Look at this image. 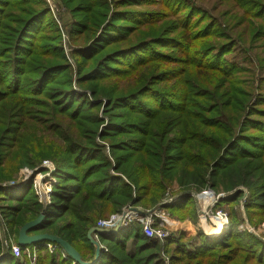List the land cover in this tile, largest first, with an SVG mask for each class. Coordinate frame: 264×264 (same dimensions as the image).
I'll return each instance as SVG.
<instances>
[{
    "label": "trees",
    "instance_id": "1",
    "mask_svg": "<svg viewBox=\"0 0 264 264\" xmlns=\"http://www.w3.org/2000/svg\"><path fill=\"white\" fill-rule=\"evenodd\" d=\"M13 1H15L13 4H18L17 0ZM94 2L97 5L108 6V0H94ZM129 2L138 3L134 0ZM248 4L245 3L242 7L244 13L251 17ZM121 7L124 6L119 5V8ZM18 9L20 12L28 11V9ZM168 9L172 13L178 9L179 12L182 10L179 6L171 4ZM120 11L123 13L122 10ZM194 12L182 16V22L179 24L182 29L175 40L177 44L168 46L182 54L181 59H184L183 63L187 65V68L179 74V77L188 79V92H185L182 102L174 100L175 93L167 94L153 90L154 84L136 88L138 90L130 88L128 93L116 94L114 97L109 94L117 93L118 87L99 95L95 88L79 86L80 90H90L89 95L80 92L82 97L80 101L90 97L86 106L99 107L98 105L102 103L99 99L104 97L107 99L104 102L105 115H110L113 111L118 114L119 111H125L121 118L124 124L117 126L111 123L108 127H117L113 130H108L107 127L101 135L107 134L110 138L119 136L129 138L122 142H113L110 146V156L107 158L102 156L98 159L101 151L104 153L106 151L104 146H96L93 138L90 146H81L80 143L69 144L67 153L61 161H58L56 158H51L52 154L48 152L42 153L40 160L31 159L30 157H34L33 151H24L18 146L21 145L19 135L22 136V140L23 137L26 139L28 134L30 137L35 134L32 128L36 123L32 117L31 107L35 108L36 115L39 113L37 107H42L43 103L37 97L43 95L46 98L54 94L48 90L53 81V78H49V74L54 72L52 66L41 69L42 66L37 65L36 68L41 69L37 73L39 79L32 83L28 80L34 78L27 80L21 79L20 76L27 74L34 77L36 74L33 65L38 61L36 59L27 61L35 53L30 52L31 45L27 44H30V38L33 36L30 30L38 26L40 23L38 17L41 15H36L38 12L35 10H30L25 19L19 20L17 16L8 15L9 12L0 11V67H6L5 72L9 73L0 80V149L6 142H10L9 147L12 151L15 149L8 157L0 150V168L7 162V158L17 160V171L18 167L22 166L32 169L44 160L60 164L56 172L59 185H55L52 191V198L56 203L53 212H49L37 198H33L31 202L26 198V195L32 192L30 189L32 178L21 187V190L15 192L10 190L7 194L1 191L0 195L5 193L4 197L15 202L0 208V214L14 232L13 235L16 233L14 230L16 226L22 228L27 222L37 219L46 209L45 220L29 230L28 234L50 233L59 236L79 252L84 262H92L95 258L96 246L88 240L87 234L91 228L96 227L99 218L108 213H116L128 204L154 206L161 201V193H164L174 182L180 183L189 192L194 191L201 195L203 193L205 196L221 192L230 193L231 195L220 199L218 204L226 201L231 205H235L237 199L244 196L241 188L244 186L249 193L246 204L248 213L260 220V216L264 215V108H256V106H264V96L258 94L255 102L251 104L250 94L242 86L245 84L250 87V83L238 76L245 69L239 68L236 64L219 62V58H213L216 55L215 50L223 53L227 51L226 45L220 42V38L224 36L227 40L230 39L219 30L217 24L218 28L215 29L213 26L212 28L196 26L193 22ZM132 15L134 14L125 13L122 17L128 19ZM98 16L101 14L99 13ZM247 16H242L243 23L249 22ZM6 20L17 26L13 28L11 24H6ZM94 23L99 25L97 21ZM141 23L146 29L141 41L143 43L120 50L110 46L109 52L99 60V63L102 65L109 59H119V57L129 59L128 53L140 45L164 44L163 41L167 39L165 37L168 34H164L161 28L159 30L156 24L158 22L153 17L138 22ZM110 25L114 24L109 23L107 27ZM88 27L94 28L92 24ZM86 29L90 31L89 28ZM107 29L109 28H105ZM9 34L12 42L7 40L10 38ZM121 38L122 35L111 36L106 43L116 45L125 41ZM147 38L152 42H147ZM98 45V48H95L96 53L105 47L104 44ZM154 51L159 52L152 48V51L148 50L146 53L153 55ZM91 52H87L89 54L86 55L92 56ZM145 57L138 54L131 57L130 59L136 61L129 67L127 74L131 75L129 72H134L139 67L146 68L149 61H168L165 57L159 59L156 56L140 60ZM37 59L41 60V58ZM107 75L109 74L102 72L96 78L106 80L110 78ZM23 85L33 88L23 89ZM74 88L75 86L69 84L68 88H60L55 93H59L58 97L73 102L72 95L79 93ZM145 93H150V97L147 102H141L142 100L139 99L143 98L142 95ZM60 98L54 101L57 102ZM64 110L66 109L63 108ZM128 115L131 116L128 118ZM76 116L77 114H74V117ZM80 116L88 122L87 125L82 123V136L89 134L90 139L96 134V127L102 124L103 120L97 115L85 116L81 113ZM138 117H141L140 120H137ZM237 129L238 133H236ZM249 129L259 134L248 136L244 132ZM69 136L66 132V142L71 138H68ZM46 140L48 141V138ZM236 149H239L238 152H235ZM99 165H101L100 169ZM65 166L76 169L86 168V170L84 174L76 175L66 171L63 168ZM101 170L106 171L104 175ZM97 173H102V177L92 179ZM5 178L10 180L11 176L5 175L3 179ZM206 187L209 192L205 190ZM153 189H156V192ZM155 193L160 195L156 196ZM207 199L204 198V204L208 202ZM194 202L195 200L186 194L166 209L185 212L190 204L196 209ZM89 206L92 207L90 210H88ZM64 219L62 225L56 228L58 222ZM229 222L231 227L212 240L207 239L202 233L199 239L185 242L182 233L174 232L161 245L158 240L147 238L141 227L134 224L129 226L124 234H117L104 242L108 252L100 253L96 264H165L160 252L162 248L164 254H169L171 264H190L188 263L190 260H197V264H232L237 259L240 244L252 253L249 263L264 264V242L253 234L237 232L233 218ZM77 241L81 244L77 245ZM43 243L28 247L47 249ZM172 245H175V248L171 253ZM127 246L131 250L127 251L126 257L117 256L119 253H124ZM147 252L149 253L145 254ZM50 261L51 264H57L54 256H50ZM0 264H18L17 257L14 256L13 251L3 250L0 254ZM59 264H73V260L61 259Z\"/></svg>",
    "mask_w": 264,
    "mask_h": 264
},
{
    "label": "rangeland",
    "instance_id": "2",
    "mask_svg": "<svg viewBox=\"0 0 264 264\" xmlns=\"http://www.w3.org/2000/svg\"><path fill=\"white\" fill-rule=\"evenodd\" d=\"M129 1L130 0H108V6L104 7L103 5H97L94 0H17L16 2H18V4H13L15 2L13 0H0V11L2 13L9 12L8 15L14 17L17 16L16 18L19 20L25 19L30 10L37 11L38 13L36 15H41L38 17V20H40L38 26H34V29L30 30V33L32 32L33 36L30 38V44L27 45H31L30 52L35 53L33 57L28 58L27 61L36 59L38 62L33 65L34 68H36L37 65H41V69L47 66H52L54 68V72L49 74V78H53V81L48 88V90H51L54 94L51 97L46 98L43 95L37 97L38 100L43 103L41 105L42 107H37L39 113L36 115L34 111L35 108L31 107L33 109L32 117L35 119L34 122L36 123L32 128V130H35V134L32 137L28 134L26 139L23 137L22 140V136L19 135V143H21V145L19 144L18 146H21L24 151H33L34 157L28 155L31 159L35 158L40 160V155L48 152L52 154L51 158H56L58 161H61L67 153L69 144L80 143L81 146H90L92 144V138L94 139L96 146H104L106 151V153L101 151L97 159L102 158V156L107 158V156H110V146L113 142H122L129 138L128 136L110 138L107 134L104 136L101 135L103 133L102 131L111 123L117 126L124 124L121 118L123 114H125V111H119V114L116 111H113L112 114L105 115L104 102L107 99L104 97L99 99L102 100V103L98 105L99 107L93 108L92 106H86L90 101V97L88 96L80 101L82 99L80 96L81 93H88L87 95H89L90 90H80L78 89L79 86L82 88H95V90L99 92V95L108 93L111 89L118 87L117 89L119 91H117V93L109 94L114 97L116 94L122 95L121 93H128L130 88L135 90L136 88L139 89L147 84H154V87L152 88L153 90L162 91L167 94L175 93L176 98L174 100L176 102H182L184 94H186L185 92H188V79L179 77V74L187 68V65L183 63L184 59H181L183 55L177 53L175 48L168 46L177 44L175 40H177L176 38L179 36L182 29V27L179 26L182 22L181 18L191 11H195V19L193 22H195L196 26L199 28L205 26L212 28L213 26V29H215L218 28V25L219 30L224 32L225 36L230 39L227 40L224 36L220 38V42L226 45L227 51L226 53H223V51L215 50L216 55L213 58H219V62L224 61L228 64H236L239 68L245 69V71H241L238 76L250 83V87L245 84L242 86L247 90V93L250 94L249 99L251 100V104L255 102L258 94H263L264 96V0H134V2L138 3L133 4ZM188 1H191V3H188ZM245 3H251L248 4L251 17H248L243 11L244 9L242 5ZM170 4L173 6H179L180 10L182 9L181 12H179L178 9L172 13L168 9ZM119 5L124 7L119 8ZM17 7L21 8V10L28 9V11L27 13L23 11L20 12ZM120 10H122L123 13ZM124 12L134 15L125 19V17H122V15H125ZM255 12H257L258 15ZM99 13L101 16H98ZM243 15L249 18L251 24H249V22H247L248 24L243 23L241 19ZM149 17H153L158 22L156 24L158 25L159 30L161 28L164 34H168L167 37H165L167 39L163 41L164 44L152 43L154 44L152 45L151 43H148L147 45H140L136 47L134 51L128 53L129 59H122L121 57H119V59H109V61L102 63V67L99 60L109 52L108 47L114 46L116 50H120L143 43L141 41L144 38L146 29H144L142 23L138 24V22L140 20L142 22ZM95 21L99 22V25H96L94 23ZM109 23L114 25L107 27ZM6 24H11L13 28L14 26H17L8 20H6ZM90 24H92L94 28L88 27ZM86 28H89L90 31ZM105 28L109 29L105 30ZM150 28L152 29V27ZM118 35H122V38H124L125 41L116 45H108V43H106V40L110 39L111 36L116 37ZM8 36L10 38L7 40L12 42L11 34ZM146 41L152 42L149 38H147ZM99 43L104 44L105 47L103 50L96 53L95 48H98ZM152 48H155L159 52L154 51L153 55H148L146 52L148 50L152 51ZM90 51H92L91 53H93V55H86L89 54L87 52ZM80 52L85 54L82 55ZM53 53H56L59 56H54ZM137 54L138 56H146L145 58H140V60H144L150 56H156L159 59L160 57H165L168 61H149L146 68L139 67L134 72L132 71L133 73L129 72L131 75H128L127 72L130 69L129 67L136 61L130 58ZM37 58H41V60ZM27 68H29V64H27ZM41 69L36 68V74L34 77L27 74L23 76V74H21V79L26 78L28 80L29 78H34L28 80L32 83L39 79L37 73ZM5 71H7L6 67H0V80L1 78L3 79V76L9 74ZM102 72L109 74L107 76H110V78L108 77L106 80L96 78L99 77ZM69 84L75 86V91L79 92L72 95L73 102H70L67 98H60L58 97L59 93H55L60 88H68ZM22 88L30 89L33 87H24L23 85ZM142 97L143 98L139 100H142L141 102H147L150 93H145ZM57 98L60 99L55 102L54 100H57ZM66 102L68 103L66 104ZM63 108L66 110L63 111ZM256 108H264V106L259 105L256 106ZM81 113L85 116L97 115L103 120V123H100V125L96 127V134L90 139L89 134L84 135V137L82 136V123L87 125L88 122L81 118ZM74 114H77V116L74 117ZM130 116L131 115H128V118ZM140 118L141 117H138L137 120H140ZM117 126H110L108 127V130H113ZM66 132L70 135L68 138L71 137L70 139H67V142L65 141ZM236 133H238V129L236 130ZM244 133L248 136L259 134L253 129H249ZM46 138H48V141ZM9 146L10 142H6L2 149H0L2 154L5 152L6 157L15 151V149L12 151ZM9 149L11 151H9ZM238 150L239 149H236L235 152H238ZM111 158L113 159V156ZM17 166L16 159L10 160L7 158V162H5L3 167L0 168V194L1 191L7 194L10 190H14V192L21 190V188H17L18 185L24 181L25 177H29L30 179L32 178V187L30 188L32 192L29 193V195H26V198H28L30 202L33 198H37L39 202L44 204L49 212L55 211L56 203L52 198V191L55 185H59L56 172L60 164H54L51 160H44L41 164L32 169L24 166L18 167V171L16 170ZM100 166L101 165H99L98 168ZM63 168L76 175L84 174L86 170V168L76 169L71 166H65ZM105 172L106 171H102L103 175ZM102 173L95 174L92 179L101 178ZM5 175L11 176L10 180L7 178L3 179ZM29 178L28 181L30 180ZM11 182L13 187L6 186ZM241 188L242 191H244L245 196V191L247 192V190L244 186H241ZM205 190H208L209 192L207 187ZM153 191L156 192V189H153ZM46 192L48 193L46 194ZM5 193L3 194L4 196H6ZM189 193L197 195L196 199L193 198L195 200L194 204L196 209L190 204L185 212L178 209L174 211L165 210L169 215L166 218L169 220V226L174 229L176 234L182 233L185 242L199 239L200 234L202 233L207 236V239L212 240L210 238L217 236L214 234L221 227V221L223 218H227L228 221L233 218L236 222V231L239 233L247 232L244 230V227L249 225L251 228L258 231V236L252 234L264 242V215L260 216L261 221L259 218L250 216L246 208L248 199H244V196L237 199L238 201L235 205H231L226 201L218 204V201L213 208H210L208 205L216 199L218 195L223 194L224 196H229L231 194L221 192L216 195L210 194L205 196L203 193L201 195L194 191L189 192L183 187V185L174 182L167 187L164 193H161V201L156 205H131L137 209L146 211L159 207L161 203L170 198ZM247 194V196H249V193ZM3 195H0V208L6 207L8 204H15V202L7 199ZM158 195L160 194H156V196ZM204 198H208L206 204H204ZM90 208L92 207L89 206L88 210H90ZM123 208H121V210ZM46 209H44L45 215L43 220H45L47 215ZM49 209L53 210L50 211ZM195 210H197L196 213H194ZM205 213L209 214L207 219H203ZM112 214L108 213L103 215L102 218L97 220L96 226H99V223L102 220L107 219ZM62 221L64 222L65 219L59 221L56 228L62 225ZM230 227L229 223V228ZM20 229V227L16 226L14 228L16 233L13 235L12 233L14 232L0 214V254L1 251L7 249L13 251L14 256L17 257L18 264H51L50 256H54V258L57 259V264L60 263L61 259H64V254L67 253L61 246L59 249H53V252L50 251L48 247L47 249H44L43 247H39L43 249H33L28 246H20L18 244V234ZM126 229L127 228L119 231L117 234H124L127 231ZM117 234H114L113 236H116ZM113 236H102L101 240L103 245L106 246L104 242ZM159 243L160 245L162 244L161 241H159ZM76 244L79 245L81 243L80 241H77ZM16 246H19L20 248L22 247L19 252L14 250V247ZM238 246H240V248H238L239 252L237 254V259L232 264H255L254 262L249 263V260L252 257L251 251L249 252V250L241 244ZM174 248L175 245H172L171 253ZM162 249L160 251L162 260L165 264H171L169 254H164ZM130 250L131 248L127 246L125 252L119 253L117 256L125 258L127 251L129 252ZM100 253H102V251H100ZM148 253L149 252L145 254ZM140 256L142 255H139V257ZM68 258H70L69 255ZM189 262L190 264H197V260H190L188 263Z\"/></svg>",
    "mask_w": 264,
    "mask_h": 264
},
{
    "label": "built area",
    "instance_id": "3",
    "mask_svg": "<svg viewBox=\"0 0 264 264\" xmlns=\"http://www.w3.org/2000/svg\"><path fill=\"white\" fill-rule=\"evenodd\" d=\"M28 178L29 177H25L24 181L22 182L23 185L18 186L17 188H21L23 187L27 182H28ZM30 179V178H29ZM12 184V182L10 183ZM13 187V186H11ZM48 192H46L47 194ZM248 192L245 191V196L244 199H246L248 196L247 194ZM190 197L196 199L197 195L189 193L187 194ZM182 196V195H181ZM181 196H176L175 198H170L166 201H164L163 203H161L159 205V207H155L146 211H142L140 209L135 208L134 206H132L131 204L125 206L121 211L110 215L107 219L102 220L99 223V226H96L98 228L101 229H106V230H113L115 228H117L118 226V232L128 228L131 225L137 224L141 227L142 232L144 233V235L149 238V239H156L158 241L164 242L165 240H167L168 238H170L173 234H174V229H172L169 225V220H167L166 218L169 216L167 214V212L165 210L167 206H170L172 204H174L177 199H179ZM224 196L223 194H220L217 196L216 199H214L209 205L208 207L213 208L220 199H223ZM209 208V209H210ZM210 213V210H209ZM209 216V214H204L203 219H207V217ZM229 221L227 218H223L221 221V227L219 228V230L214 234L217 236H221L222 234H224L228 228H229ZM167 225V226H166ZM173 226V225H171ZM244 230H246L249 233H253L255 235L258 236V231L251 228L249 225L244 227ZM114 234H101L99 232L93 233L92 234V239L98 243L99 249L102 252H107L108 249L106 248V246L103 245V242L101 240L102 236L105 237H109V236H113ZM43 245L48 249H50V251L53 252V249H59V245L57 244H53V243H46L44 242ZM54 245V246H52ZM21 248L19 246L14 247V250L16 252H19ZM64 259L69 260L68 255L64 254ZM73 264H76L73 261Z\"/></svg>",
    "mask_w": 264,
    "mask_h": 264
},
{
    "label": "water",
    "instance_id": "4",
    "mask_svg": "<svg viewBox=\"0 0 264 264\" xmlns=\"http://www.w3.org/2000/svg\"><path fill=\"white\" fill-rule=\"evenodd\" d=\"M12 185L13 184H7L6 186L11 187ZM21 185H23V184L21 183L18 186H21ZM44 215H45V210L40 214V216L37 219L32 220L30 222H27L26 224H24L22 226V228L20 229L19 234H18V244L20 246H30V245L38 244V243H42V242L55 243V244L61 246L64 249V251L70 256V258L76 264H96V262L99 258L100 249H99L98 243L92 239V234L96 233V232H99L101 234H108V233L109 234H117L118 229L120 227V226H118L117 228H115L113 230H106V229H101L98 227L91 228L88 231L87 237H88V240L96 246V255H95V258L92 262H84L82 260L81 255L79 254V252L72 245H70V243L68 241L62 239L59 236L52 235V234L28 235L29 230L36 227L37 225H39L43 221Z\"/></svg>",
    "mask_w": 264,
    "mask_h": 264
},
{
    "label": "crops",
    "instance_id": "5",
    "mask_svg": "<svg viewBox=\"0 0 264 264\" xmlns=\"http://www.w3.org/2000/svg\"><path fill=\"white\" fill-rule=\"evenodd\" d=\"M167 226V225H166ZM207 234H209L208 232H206ZM216 237H218V236H216ZM216 237H212V238H210V239H214V238H216ZM209 238V237H208Z\"/></svg>",
    "mask_w": 264,
    "mask_h": 264
}]
</instances>
